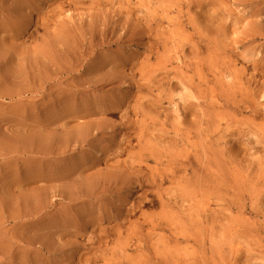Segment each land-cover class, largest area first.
I'll return each mask as SVG.
<instances>
[{"label": "rangeland", "instance_id": "obj_1", "mask_svg": "<svg viewBox=\"0 0 264 264\" xmlns=\"http://www.w3.org/2000/svg\"><path fill=\"white\" fill-rule=\"evenodd\" d=\"M0 264H264V0H0Z\"/></svg>", "mask_w": 264, "mask_h": 264}, {"label": "bare ground", "instance_id": "obj_2", "mask_svg": "<svg viewBox=\"0 0 264 264\" xmlns=\"http://www.w3.org/2000/svg\"><path fill=\"white\" fill-rule=\"evenodd\" d=\"M235 27V26H234ZM249 33V32H248ZM252 37V36H251ZM232 38V37H231ZM233 41V40H232ZM243 41V40H242ZM224 49V48H223ZM257 56V55H256ZM260 56V55H259Z\"/></svg>", "mask_w": 264, "mask_h": 264}]
</instances>
